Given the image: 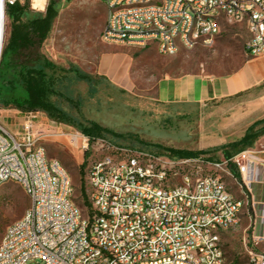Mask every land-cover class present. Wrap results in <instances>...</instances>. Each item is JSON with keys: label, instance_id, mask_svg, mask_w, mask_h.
<instances>
[{"label": "built area", "instance_id": "built-area-1", "mask_svg": "<svg viewBox=\"0 0 264 264\" xmlns=\"http://www.w3.org/2000/svg\"><path fill=\"white\" fill-rule=\"evenodd\" d=\"M25 1L0 0V10L6 15L9 5ZM103 1L105 42L154 45L169 56L212 46L227 22L246 27L247 54L264 55V0ZM20 118L15 129L0 122V186L19 183L31 205L7 226L0 264H226L221 232L240 223L254 185L264 182L258 150L213 159L103 143L88 169L91 210L85 212L75 200L69 171L48 155L46 142L54 139L84 154L94 139L56 121L48 124L35 111ZM226 175L246 188V198L234 195ZM257 204L252 198L255 244L264 239L257 228L264 202ZM248 252L249 264H264L263 252Z\"/></svg>", "mask_w": 264, "mask_h": 264}, {"label": "rangeland", "instance_id": "rangeland-1", "mask_svg": "<svg viewBox=\"0 0 264 264\" xmlns=\"http://www.w3.org/2000/svg\"><path fill=\"white\" fill-rule=\"evenodd\" d=\"M50 1L46 0L44 8L40 9L31 0L29 14H44ZM54 7L57 15L50 35L30 57L34 60L40 53L44 54L58 66L78 67L89 74L90 79H78L71 71L56 84L58 93L51 95V99L77 122L56 120L45 110L37 112L48 124L56 121L67 130L85 133L81 125L89 127L92 122L104 129L84 154L54 139L46 142L48 155L59 159L69 171L76 189L75 200L85 212L88 209L81 198L80 165L86 161L84 179L88 188V169L92 160L101 156L103 143L176 157L197 156L178 153L194 151L222 159L227 158L221 148L223 145L240 139L251 124L264 119V82L234 96L203 102H166L159 97V81L165 76L225 75L238 69L243 63L244 46L249 38L243 24L223 22L221 33L212 46L182 48L175 55L164 56L154 45L142 47L105 42L102 31L107 21V8L103 0H55ZM5 19L6 37L7 15ZM116 50L134 54L128 78L124 76L128 66L125 52L109 54L104 59L103 70L115 71V79L122 85L100 74L97 68L103 52ZM29 111L5 104L0 99V122L10 129H15L14 124ZM250 148L264 150V135ZM201 150L208 151L200 153ZM224 179L236 197H247L246 188L235 177L226 175ZM247 199L249 202L240 223L221 232L226 264H249V249L264 253V239L259 244L253 239L255 224L251 219H254L251 195ZM30 205V198L19 183L7 181L0 186V243L7 226L21 218ZM26 264L40 263L31 260Z\"/></svg>", "mask_w": 264, "mask_h": 264}, {"label": "trees", "instance_id": "trees-1", "mask_svg": "<svg viewBox=\"0 0 264 264\" xmlns=\"http://www.w3.org/2000/svg\"><path fill=\"white\" fill-rule=\"evenodd\" d=\"M54 4L55 0H51L46 12L37 15L29 14L31 0L7 7L6 15L9 24L6 25V37L0 61V99L5 104H12L24 110L35 112L45 110L52 118L59 121L77 122L69 112L51 99V95L58 93L56 84L67 73L72 71L81 80H89L90 75L75 66L69 68L58 66L41 53L34 60L30 57L31 52L35 48H40L50 35L57 15ZM263 123L264 119L254 122L240 139L223 145L221 148L224 155L229 158L252 147L257 139L264 135ZM81 129L93 139L104 130L93 122L89 127L81 125ZM207 151L201 150L200 153H207ZM178 153L181 156L200 155L199 152L194 151H179ZM85 164L86 161L80 165L79 170L80 192L83 205L91 210L84 179ZM232 169L234 175L241 179L237 168L232 166Z\"/></svg>", "mask_w": 264, "mask_h": 264}, {"label": "crops", "instance_id": "crops-1", "mask_svg": "<svg viewBox=\"0 0 264 264\" xmlns=\"http://www.w3.org/2000/svg\"><path fill=\"white\" fill-rule=\"evenodd\" d=\"M46 2V1H45ZM44 8V6H43ZM42 9V8H40ZM125 52L128 66L124 71L127 78L130 75L134 63V55L128 50H116L103 52L98 61V72L107 76L116 84L122 83L115 79L116 72L106 68L103 70V62L109 54ZM244 60L241 66L231 73L225 75L187 73L178 76H165L159 81V97L166 102L192 101L203 102L217 98H224L240 94L250 90L264 82V55L252 57L244 50ZM264 159V150L259 151ZM253 200L258 203L264 202V182L254 185ZM259 232L264 231V220L260 221Z\"/></svg>", "mask_w": 264, "mask_h": 264}, {"label": "bare ground", "instance_id": "bare-ground-1", "mask_svg": "<svg viewBox=\"0 0 264 264\" xmlns=\"http://www.w3.org/2000/svg\"><path fill=\"white\" fill-rule=\"evenodd\" d=\"M46 0H34V5L39 8H43ZM5 14L0 10V61L2 57V50L5 41Z\"/></svg>", "mask_w": 264, "mask_h": 264}]
</instances>
